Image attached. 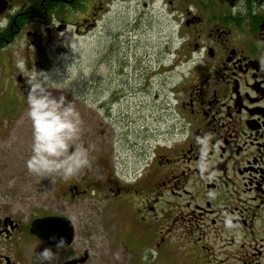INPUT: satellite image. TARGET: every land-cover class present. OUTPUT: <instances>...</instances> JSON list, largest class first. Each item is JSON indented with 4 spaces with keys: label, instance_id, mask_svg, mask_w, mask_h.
I'll list each match as a JSON object with an SVG mask.
<instances>
[{
    "label": "flooded vegetation",
    "instance_id": "af4514ba",
    "mask_svg": "<svg viewBox=\"0 0 264 264\" xmlns=\"http://www.w3.org/2000/svg\"><path fill=\"white\" fill-rule=\"evenodd\" d=\"M130 1L168 0H0V53L24 59L42 51L52 28L65 27L69 16L77 19L75 33L86 35L100 15ZM223 1L225 15H208L216 6L209 0L199 2L204 15L185 13L189 30L179 54L190 66L177 94L172 141L152 153L140 150L130 171L106 170L101 187L115 211L130 207L118 217L144 230L140 239L155 259L174 257L175 246L193 264H264V1ZM31 78L18 75L23 89ZM73 191L81 193L78 186ZM20 230L0 207V264L22 258L11 241Z\"/></svg>",
    "mask_w": 264,
    "mask_h": 264
},
{
    "label": "rangeland",
    "instance_id": "374dc122",
    "mask_svg": "<svg viewBox=\"0 0 264 264\" xmlns=\"http://www.w3.org/2000/svg\"><path fill=\"white\" fill-rule=\"evenodd\" d=\"M193 1L120 2L100 15L97 27L86 35L75 33L77 19L69 16L66 29L52 28L53 39L42 51L26 52L24 59L16 48L10 49L13 57L0 53V207L21 223L11 238L12 247L23 252L17 264H38L37 253L49 246L31 235L30 226L34 219L51 215L70 218L76 230L71 248H53L51 264H65L85 252L89 258L84 264H193L187 251L175 246L174 257L163 253L155 259L152 248L144 249L149 243L140 239L144 230L118 217L130 207L115 211L101 190L106 170L121 166L130 171L140 150L152 153L159 143L173 139L177 94L190 66L179 54L181 35L189 30L185 13L204 15L200 0ZM208 3L216 4L208 15L226 14L223 0ZM37 72L58 83V89H51L54 95L76 97L84 122L78 142L89 147L90 164L69 179L38 176L27 168L32 125L24 93L28 88H22L18 75L28 78Z\"/></svg>",
    "mask_w": 264,
    "mask_h": 264
},
{
    "label": "clouds",
    "instance_id": "9594fccd",
    "mask_svg": "<svg viewBox=\"0 0 264 264\" xmlns=\"http://www.w3.org/2000/svg\"><path fill=\"white\" fill-rule=\"evenodd\" d=\"M236 11L234 7L233 12ZM28 83L27 115L32 125V144L27 168L38 176L59 174L63 179L72 178L90 164L89 147L78 142L84 122L76 108V97L68 100L65 95H54L51 89H58L54 87L58 83L44 73L37 72ZM51 239L56 249L67 246L63 236ZM54 256L53 247H45L37 253L38 264H51Z\"/></svg>",
    "mask_w": 264,
    "mask_h": 264
},
{
    "label": "water",
    "instance_id": "95a60500",
    "mask_svg": "<svg viewBox=\"0 0 264 264\" xmlns=\"http://www.w3.org/2000/svg\"><path fill=\"white\" fill-rule=\"evenodd\" d=\"M30 233L38 241L53 248H55V241L51 239V237L55 236L59 238L60 236H63L67 241V246L58 250H67L71 248L76 240L74 222L66 216L51 215L36 218L31 223ZM88 258L89 254L88 252H85L83 257L74 258L65 264H84L87 262Z\"/></svg>",
    "mask_w": 264,
    "mask_h": 264
},
{
    "label": "trees",
    "instance_id": "16d2710c",
    "mask_svg": "<svg viewBox=\"0 0 264 264\" xmlns=\"http://www.w3.org/2000/svg\"><path fill=\"white\" fill-rule=\"evenodd\" d=\"M262 1L264 0H246V2H248V4L251 6L256 5V3L262 2Z\"/></svg>",
    "mask_w": 264,
    "mask_h": 264
}]
</instances>
